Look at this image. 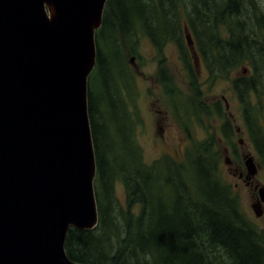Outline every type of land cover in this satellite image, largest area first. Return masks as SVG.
<instances>
[{
  "label": "trees",
  "instance_id": "16d2710c",
  "mask_svg": "<svg viewBox=\"0 0 264 264\" xmlns=\"http://www.w3.org/2000/svg\"><path fill=\"white\" fill-rule=\"evenodd\" d=\"M143 39L156 48L157 80L176 106L187 108L190 97L169 72L168 45L178 47L195 94L200 82L190 53L194 59L199 51L211 54L220 75L250 63L254 75L235 79L233 87L251 141L264 155V0H107L88 83L99 221L92 229L69 227L67 256L82 264H264V231L251 224L237 193L222 182L213 135L193 143L183 158L146 161L136 134L139 81L129 63ZM121 115L124 125L118 126ZM229 131L226 118L222 138L232 144ZM117 183L124 186V200Z\"/></svg>",
  "mask_w": 264,
  "mask_h": 264
},
{
  "label": "water",
  "instance_id": "95a60500",
  "mask_svg": "<svg viewBox=\"0 0 264 264\" xmlns=\"http://www.w3.org/2000/svg\"><path fill=\"white\" fill-rule=\"evenodd\" d=\"M105 2L0 0V264H82L65 239L98 222L87 76Z\"/></svg>",
  "mask_w": 264,
  "mask_h": 264
},
{
  "label": "rangeland",
  "instance_id": "374dc122",
  "mask_svg": "<svg viewBox=\"0 0 264 264\" xmlns=\"http://www.w3.org/2000/svg\"><path fill=\"white\" fill-rule=\"evenodd\" d=\"M46 8L49 13L50 8L48 6ZM165 55L167 67L176 84L191 98L188 99L187 108L181 103L179 106L172 103L158 82L156 48L150 40H141L139 53L131 56L132 63L129 57V63L133 66L139 81L140 96L137 98V105L141 123L136 127V134L146 161L151 162L162 156L183 158L193 143L213 135L215 141L213 152L216 150L219 153V173L222 182L231 186L237 193L239 208L251 224L257 230L264 231V203L261 205L263 210L261 215H256L252 206L256 202L254 199L258 196V189L255 190L254 186L246 184V178H240V172L248 175L245 159L252 155L258 171L251 178L247 176V180L264 186V155L256 150L251 141L243 104L233 87L235 79L254 75L252 65L245 63L228 75H220L213 68L211 54L199 51L196 60L190 53L192 66L198 73L200 82L201 93L195 94L178 47L175 44L168 45ZM260 73L264 75V64ZM97 84L99 81L96 79L95 85ZM104 86L101 88L103 92ZM262 89L264 90L263 86ZM192 105L197 106L198 114ZM122 116L118 120V126L124 125ZM224 116L229 120V132L232 133L229 139L232 144L226 143L222 138V126L226 119ZM259 121L264 125V116ZM117 194L124 200V186L121 183H117Z\"/></svg>",
  "mask_w": 264,
  "mask_h": 264
},
{
  "label": "flooded vegetation",
  "instance_id": "af4514ba",
  "mask_svg": "<svg viewBox=\"0 0 264 264\" xmlns=\"http://www.w3.org/2000/svg\"><path fill=\"white\" fill-rule=\"evenodd\" d=\"M198 58V57H197ZM132 63V62H131ZM240 178H246L245 179V182H246V184H251L252 186H254V189L256 190L257 189V185H259V184H255V183H252L253 181H249V180H247V175H245L244 174V172H240ZM255 201H257V196L255 197V199H254Z\"/></svg>",
  "mask_w": 264,
  "mask_h": 264
},
{
  "label": "bare ground",
  "instance_id": "6f19581e",
  "mask_svg": "<svg viewBox=\"0 0 264 264\" xmlns=\"http://www.w3.org/2000/svg\"><path fill=\"white\" fill-rule=\"evenodd\" d=\"M51 19H55V16L52 17V14L50 16L47 17V21L48 20H51ZM131 62H132V59H131Z\"/></svg>",
  "mask_w": 264,
  "mask_h": 264
}]
</instances>
